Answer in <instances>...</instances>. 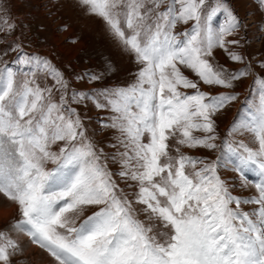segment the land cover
I'll return each instance as SVG.
<instances>
[{"label":"snow or ice","instance_id":"obj_1","mask_svg":"<svg viewBox=\"0 0 264 264\" xmlns=\"http://www.w3.org/2000/svg\"><path fill=\"white\" fill-rule=\"evenodd\" d=\"M69 2L135 68L113 84L110 57L57 65L0 0V195L17 206L0 264L20 235L53 264H264V60L247 54L246 18L232 0Z\"/></svg>","mask_w":264,"mask_h":264},{"label":"rangeland","instance_id":"obj_2","mask_svg":"<svg viewBox=\"0 0 264 264\" xmlns=\"http://www.w3.org/2000/svg\"><path fill=\"white\" fill-rule=\"evenodd\" d=\"M232 3L242 18H246L249 24L247 38V54L250 58L264 60V32L257 31L255 26L259 21L256 13V4L253 0H232ZM7 7L11 9L14 19L22 24L20 32L25 41L31 40L38 50L44 53H54L55 63L60 66L71 64L72 69L81 72L85 69L93 68L98 70L104 57H110L115 63L116 71L110 78V83L120 84L132 79L129 72L135 68L130 59L123 55L118 47L107 36L103 25L92 18L84 16L81 11L75 8L69 0H7ZM246 13H251L247 15ZM223 17L217 18V23ZM66 26V30L65 29ZM79 38V43L73 45L70 39ZM41 41H43L41 43ZM222 63L228 62L223 56L220 57ZM233 70L236 65H228ZM67 70V69H66ZM250 81H245L237 91L241 94V100L247 97L249 100L255 99L247 90ZM207 90V89H205ZM241 107L239 103H234L227 110V118L221 119L220 134L224 135L229 121L237 114ZM94 115V113H90ZM105 137H101L104 139ZM250 140L251 137H243ZM254 146V145H250ZM191 155L209 156L205 150H187ZM234 175V173H229ZM250 181H257L258 177L252 173L248 174ZM255 188L249 187L245 190V196L255 195ZM250 206H246L247 208ZM17 217V206L7 201L0 195V228ZM24 246V251L15 257L16 264H53L47 253L38 249L28 242L26 236L17 237Z\"/></svg>","mask_w":264,"mask_h":264}]
</instances>
